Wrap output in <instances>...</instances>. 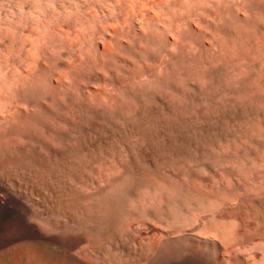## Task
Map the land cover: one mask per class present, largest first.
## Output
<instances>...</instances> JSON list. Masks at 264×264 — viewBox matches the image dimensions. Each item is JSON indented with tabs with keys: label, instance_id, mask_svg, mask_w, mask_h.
Segmentation results:
<instances>
[{
	"label": "bare ground",
	"instance_id": "obj_1",
	"mask_svg": "<svg viewBox=\"0 0 264 264\" xmlns=\"http://www.w3.org/2000/svg\"><path fill=\"white\" fill-rule=\"evenodd\" d=\"M0 264H264V0H0Z\"/></svg>",
	"mask_w": 264,
	"mask_h": 264
}]
</instances>
